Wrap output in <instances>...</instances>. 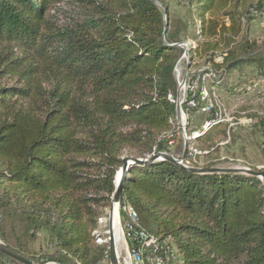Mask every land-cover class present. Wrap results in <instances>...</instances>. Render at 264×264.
I'll return each instance as SVG.
<instances>
[{"label":"trees","instance_id":"trees-1","mask_svg":"<svg viewBox=\"0 0 264 264\" xmlns=\"http://www.w3.org/2000/svg\"><path fill=\"white\" fill-rule=\"evenodd\" d=\"M69 1L0 0V239L38 264H110L109 244L96 242L98 219L111 207L124 158L166 149L161 136L173 131L174 71L186 39L170 29L163 0H76L90 18L61 25L51 10ZM242 3L188 0L203 37L190 59L211 64L220 90L251 87L262 97L264 54L243 20L263 3L244 13ZM248 65L258 75L243 81ZM234 70L241 85L230 87ZM258 123L264 132V114ZM202 136L212 140L211 131ZM124 178L120 204L130 203L149 232L171 237L183 264H264L259 177L160 160L131 162ZM42 231L46 251L31 256L25 239ZM0 264L23 263L0 251Z\"/></svg>","mask_w":264,"mask_h":264},{"label":"rangeland","instance_id":"rangeland-1","mask_svg":"<svg viewBox=\"0 0 264 264\" xmlns=\"http://www.w3.org/2000/svg\"><path fill=\"white\" fill-rule=\"evenodd\" d=\"M163 2L169 10L167 21L170 29L174 30L176 28L180 30V35L186 39L183 42L185 51L188 48L186 45H189L190 51V49L197 46L199 41H203L199 30L200 21L196 18L194 23L190 21L188 0H163ZM260 2L263 3L262 10L251 8V14H247V17L251 18L243 21L244 32L252 40L259 41V46L262 47L261 51L264 54V0H244L239 10L244 13L248 6H255ZM159 5L162 6L161 4ZM51 12L54 13L55 18L61 25L72 21V19L83 21L91 16V8L76 0L58 4ZM188 23L189 27H186ZM189 51L187 55L184 52L174 71L178 84L175 99L177 115L172 121L175 143L173 145L165 143L166 149L163 151L172 154L178 159L183 155L185 149L189 147L203 151L198 156V163L194 165V167L198 168H248L264 171V132L258 123L259 117L264 114V95L262 97L256 96L252 94L254 90L248 88L249 92L240 94H229L228 90H220L217 84L220 77L216 78L218 74L216 73L215 77L206 76V73L212 67L211 64L205 58L196 57L191 60ZM215 61L221 63L223 56L217 54ZM248 73L253 74L255 77L258 75L255 66H245L242 74H246L247 78H242L243 81L250 77ZM203 75H205V78H202ZM7 79L4 82L10 83L14 81V79ZM240 79L239 70H234L230 72L226 81L229 82L228 86L233 87L236 84L238 86L241 85ZM257 79L254 78L252 80L257 81ZM260 87L264 89V80L261 82ZM190 93L199 95V99H196L198 102L196 108H188L189 101L187 102V100ZM208 104L215 108V113H209L208 115L202 110V107ZM213 116L217 117L220 122L207 131H211L212 140L204 141L201 139L204 136L191 140L188 138L202 133L206 121L211 120V118L207 117ZM213 128L215 129L212 130ZM209 144L213 146L208 147ZM131 153L133 151H126L125 155ZM116 179H118V176ZM101 217L106 218V222L98 223L96 242L98 237L104 240L109 237L107 233L109 230V208L106 210V214ZM119 223L123 232L121 214H119ZM45 237L46 234L42 231L38 234L37 240L25 239L31 256L36 255V257H39L40 254L46 251L47 245L43 240ZM0 242L4 243L1 239ZM117 249L118 256H121L119 257L121 264H135L129 258L128 251L124 246L122 247L120 241L117 242Z\"/></svg>","mask_w":264,"mask_h":264},{"label":"built area","instance_id":"built-area-1","mask_svg":"<svg viewBox=\"0 0 264 264\" xmlns=\"http://www.w3.org/2000/svg\"><path fill=\"white\" fill-rule=\"evenodd\" d=\"M184 43H180L179 46L185 47ZM187 51H189V45H186ZM187 55V54H186ZM206 76L215 77V73L207 72ZM205 78V75L202 76ZM257 85V83L255 84ZM251 89V87H248ZM191 95H195L190 93ZM189 105L188 108H196L198 102L195 98H190L188 96ZM176 102V101H175ZM214 107L210 104L203 106L202 110L204 112H210ZM220 122L217 117L214 119L206 121L204 126V131L197 135H192L188 137L190 140L195 139L199 136L204 135L210 128L216 123ZM174 132L169 131L164 133L161 138L165 140L168 145H173L175 143ZM157 150L154 147L153 151L145 156V159H150L156 154ZM165 152V151H163ZM203 151H199L196 148L185 149V157H179L180 162L186 167H194L198 163V156L202 154ZM119 213L125 215V222L122 224L123 233L126 235L130 234V240L132 241V247L128 249L129 258L134 261L135 264H183V258L179 250L174 245L171 237H160L149 232L147 229L140 225V217L137 210L128 202H124L119 206ZM106 222V218L100 217L98 223ZM109 234V230L107 231ZM98 243H108L109 237L107 239L97 238Z\"/></svg>","mask_w":264,"mask_h":264},{"label":"water","instance_id":"water-1","mask_svg":"<svg viewBox=\"0 0 264 264\" xmlns=\"http://www.w3.org/2000/svg\"><path fill=\"white\" fill-rule=\"evenodd\" d=\"M185 54H188V51H185ZM185 157V153H183L182 158ZM160 160H168L173 162L174 164L185 168L189 171L196 172V173H202V174H209V173H244L247 175H251L254 177H259L262 179L263 185H264V171L259 170H252L248 168H224V167H205V168H198V167H186L184 166L178 158L173 156L172 154H169L167 152H158L150 159H141V158H124V165L120 169L118 173V179H116V189L112 197L111 201V207L109 208V220H108V227H109V253H110V264H120V259L118 256L117 251V239L116 234L114 232V217H115V211L117 209L118 216H119V206H120V197H121V190H122V184L125 181L124 175L127 171V166L131 162H139V163H153ZM0 251L4 254L17 259L23 264H38L34 262L33 260L29 259L28 257L20 254L16 250L12 249L5 243L0 242ZM49 264V263H45Z\"/></svg>","mask_w":264,"mask_h":264},{"label":"bare ground","instance_id":"bare-ground-1","mask_svg":"<svg viewBox=\"0 0 264 264\" xmlns=\"http://www.w3.org/2000/svg\"><path fill=\"white\" fill-rule=\"evenodd\" d=\"M113 225H114V232L116 233V239L119 242L121 240V228H120L119 216H118L117 209L115 211V217H114ZM121 255H122V253H121ZM119 257H121V256H119Z\"/></svg>","mask_w":264,"mask_h":264},{"label":"crops","instance_id":"crops-1","mask_svg":"<svg viewBox=\"0 0 264 264\" xmlns=\"http://www.w3.org/2000/svg\"><path fill=\"white\" fill-rule=\"evenodd\" d=\"M120 242L122 243V247L124 246L125 249L128 251V249H129V243L127 241L126 236L124 235V233L122 231H121V240H120ZM117 251H118V249H117Z\"/></svg>","mask_w":264,"mask_h":264}]
</instances>
